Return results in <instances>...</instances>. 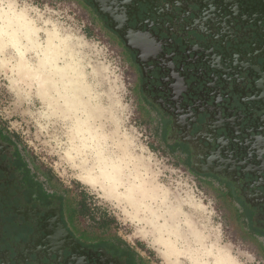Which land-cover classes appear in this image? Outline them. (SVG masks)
<instances>
[{"label": "rangeland", "instance_id": "1", "mask_svg": "<svg viewBox=\"0 0 264 264\" xmlns=\"http://www.w3.org/2000/svg\"><path fill=\"white\" fill-rule=\"evenodd\" d=\"M205 1L220 3H189ZM239 3L243 16L236 17L238 7L233 12L226 6L214 12L204 9L194 24L205 27L215 41L235 32L242 38L239 46L247 47L255 39L254 45L263 47L264 5ZM0 7V14L2 9L8 11L18 24L22 42L18 47L29 61L24 66L23 57L9 43L0 49V131L13 142L30 175L64 197L68 223L76 236L89 243L105 240L146 264H216L218 256L228 258L223 264H264V238L251 229L247 211L243 213L241 203L224 193L227 188L221 177L194 172L185 152L171 147V132L168 139L163 136L157 113L141 97L131 56L91 5L85 0H0ZM6 15L0 20L3 24ZM48 52L49 70L59 67L65 92L78 93L77 113L55 112L43 102L35 79L20 76L22 71L34 72V65ZM54 57L59 66L54 65ZM87 116L97 126L98 141L105 139L112 147L130 142L128 173L133 163L138 164L136 180L150 194L132 200L126 185L112 192L80 179L74 148L83 146L75 129ZM129 179L135 180L131 175ZM47 180L55 188L46 185ZM81 201L84 208L75 213ZM102 220L107 225L100 226ZM168 228L177 233L173 236L176 256L169 254L159 237L166 236Z\"/></svg>", "mask_w": 264, "mask_h": 264}, {"label": "flooded vegetation", "instance_id": "2", "mask_svg": "<svg viewBox=\"0 0 264 264\" xmlns=\"http://www.w3.org/2000/svg\"><path fill=\"white\" fill-rule=\"evenodd\" d=\"M85 1L131 56L141 97L157 113L163 136L171 132V147L185 152L194 172L221 177L251 227L264 233V46L255 39L239 46L235 32L215 41L194 24L204 9L221 10L227 0ZM239 2L226 6L238 7L236 17L245 15ZM63 212V201L42 196L0 131V264H146L77 239Z\"/></svg>", "mask_w": 264, "mask_h": 264}, {"label": "bare ground", "instance_id": "3", "mask_svg": "<svg viewBox=\"0 0 264 264\" xmlns=\"http://www.w3.org/2000/svg\"><path fill=\"white\" fill-rule=\"evenodd\" d=\"M1 8V7H0ZM13 14L15 13L12 9ZM5 13L4 24L0 22V49H3L7 43L13 45L14 48L20 53L22 59L24 60V66L27 67L29 61L25 55L18 47L21 46L22 42L17 35L18 24L13 19V15L8 13V11L2 9L0 14V20L3 18ZM28 23L27 21H25ZM22 24L26 29H30V24ZM7 38V41L4 40ZM50 43V41L48 40ZM4 63V59L2 60ZM51 65L50 53H46L42 56L41 60H38L37 64L34 65L35 71L32 73H27L22 71L20 76L25 78L27 75L30 79H35L37 90L39 94L42 95L43 102L49 106L55 112H67L65 110H71L73 113H77L79 108L78 93L76 91L69 90L65 92L63 87V76L58 70L59 67H54L49 70ZM54 65L59 66L58 58L54 57ZM29 67V66H28ZM30 69V67H29ZM53 81V82H52ZM70 89V87H68ZM86 122L83 121L80 125L76 126L75 131L78 129L77 139L81 140L82 148L80 145L76 146L75 156L79 161V166L81 170L80 179L87 184L96 185L101 187H107L112 192L119 191L120 187L126 185L127 193L132 196V200L136 199L134 196L148 195L150 194L149 189L142 184L141 180H136L140 178V167L138 164L133 163V171L130 173V163L132 146L129 141H121L115 143V146L107 145L105 139H100L98 141L96 138L95 129L97 126L92 121H89V116L85 118ZM135 178V180L129 179ZM129 183V184H128ZM154 214V211H153ZM150 224H153L150 221ZM166 227H169L166 225ZM165 235L160 234L161 242L164 246L169 249V254L178 255L176 249V239L173 236H177V233L172 229L168 228L165 230ZM175 255V256H176ZM216 264H223V262H228L227 257L218 256L215 259ZM196 261V260H195Z\"/></svg>", "mask_w": 264, "mask_h": 264}, {"label": "crops", "instance_id": "4", "mask_svg": "<svg viewBox=\"0 0 264 264\" xmlns=\"http://www.w3.org/2000/svg\"><path fill=\"white\" fill-rule=\"evenodd\" d=\"M20 157V156H19ZM21 158V157H20ZM22 160V159H21ZM23 162V161H22ZM23 164L24 165H26L24 162H23ZM31 181L34 183V184H37V187H39L40 188V190H41V193H42V196H55V197H58L60 194L59 193H57L55 190L53 191V190H49V189H47V186L46 187H44V185H43V183H40L41 182V180H39L33 173L31 174ZM221 183L224 185V187H226V184L225 183H223L222 181H221ZM46 185H52L51 187H52V189L53 188H55L54 187V184H51V183H49V181L47 180V182H46ZM227 188V187H226ZM225 188V189H226ZM224 193L228 196H230V193H229V191H228V188L226 189V191L224 190ZM74 209V208H73ZM243 209V208H242ZM75 210V209H74ZM243 212V211H242ZM75 213H76V211H75ZM63 214H64V218H65V221H66V226H67V228H68V230H70L71 232L73 231L72 230V228L70 227V224L68 223V219L69 218H67V216H68V213L65 211V208H64V212H63ZM264 250V249H263ZM264 252V251H263ZM133 257V256H132ZM135 261H141V260H135Z\"/></svg>", "mask_w": 264, "mask_h": 264}, {"label": "trees", "instance_id": "5", "mask_svg": "<svg viewBox=\"0 0 264 264\" xmlns=\"http://www.w3.org/2000/svg\"><path fill=\"white\" fill-rule=\"evenodd\" d=\"M230 196H234L235 197V199L238 201V202H240L239 200H238V198L234 195V194H231L230 193ZM62 201H63V203H64V197L60 194L59 196H58ZM241 206H242V204H240ZM82 208H84V204H83V201H81V203L78 205V209H76V205H75V210H76V213H80V212H82ZM243 208V207H242ZM242 211H243V213H245V210L244 209H242ZM246 214V220H249L250 221V218L248 217L249 215L247 214V213H245ZM100 226H105V225H107V222L106 221H104V220H102V221H100V223H98ZM251 229L253 230V231H255V233H258V234H260L261 236H263V238H264V233L263 232H261V231H257V230H255V229H253L252 227H251ZM72 233L74 234V232L72 231ZM74 236L77 238V239H80L82 242H86V243H89V242H87V241H85V240H83L82 238H80L79 236H76L75 234H74ZM91 243V242H90ZM92 244H104V245H107V246H110V247H112L113 249H115V250H117V251H119V252H128V250L126 251V250H124V249H118L117 247H115L113 244H110V243H107V241H105V240H97L96 242H93Z\"/></svg>", "mask_w": 264, "mask_h": 264}]
</instances>
